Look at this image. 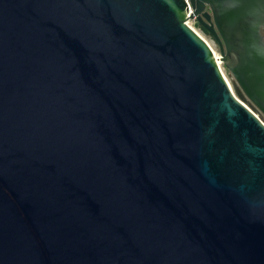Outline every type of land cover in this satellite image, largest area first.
<instances>
[{
	"label": "water",
	"instance_id": "obj_1",
	"mask_svg": "<svg viewBox=\"0 0 264 264\" xmlns=\"http://www.w3.org/2000/svg\"><path fill=\"white\" fill-rule=\"evenodd\" d=\"M188 2L0 0V264H264V0Z\"/></svg>",
	"mask_w": 264,
	"mask_h": 264
},
{
	"label": "built area",
	"instance_id": "obj_2",
	"mask_svg": "<svg viewBox=\"0 0 264 264\" xmlns=\"http://www.w3.org/2000/svg\"><path fill=\"white\" fill-rule=\"evenodd\" d=\"M184 2H185V4H186V6H187V9H188V14H187V18L189 17V15L192 13V10H191V8H190V5H189V2H188V0H184ZM194 33H196L207 45H208V43L194 30V28L192 27V25L191 24H195L199 29H201L199 26H198V24L196 23V21L194 20V19H192V20H190V19H187V21H186V23H185ZM208 47L210 48V46L208 45ZM210 50L212 51V53H213V55H214V57H215V59L218 61V66L220 67V70H221V72H222V75H223V77H224V79H225V81H226V83L228 84V87H229V89H230V91L232 92V94H234V92H233V90H232V87H231V83L228 81V79L226 78V76H227V73H226V71L224 70V68H223V65L220 63V61H219V59H220V56H219V53H218V50L216 51V52H214L211 48H210ZM223 71L225 72V74H226V76L224 75V73H223ZM228 77V76H227ZM230 80V79H229ZM235 96V95H234ZM255 117H258V115L257 114H255ZM263 123H264V120H263Z\"/></svg>",
	"mask_w": 264,
	"mask_h": 264
},
{
	"label": "rangeland",
	"instance_id": "obj_3",
	"mask_svg": "<svg viewBox=\"0 0 264 264\" xmlns=\"http://www.w3.org/2000/svg\"><path fill=\"white\" fill-rule=\"evenodd\" d=\"M192 27L194 28V30L208 43V45L210 46V48L216 52L217 51V47L215 42L213 41V39L207 34L205 33L202 29H199L195 24H191ZM224 75L226 76L225 72L223 71ZM226 78L228 79V81L230 82L229 78L226 76Z\"/></svg>",
	"mask_w": 264,
	"mask_h": 264
},
{
	"label": "flooded vegetation",
	"instance_id": "obj_4",
	"mask_svg": "<svg viewBox=\"0 0 264 264\" xmlns=\"http://www.w3.org/2000/svg\"><path fill=\"white\" fill-rule=\"evenodd\" d=\"M260 34L262 35V37H263V41H264V28H262V29L260 30ZM259 116L264 120L263 116H261L260 114H259Z\"/></svg>",
	"mask_w": 264,
	"mask_h": 264
}]
</instances>
